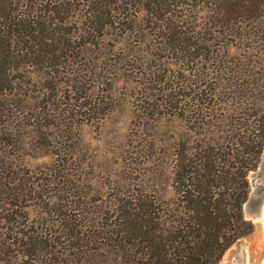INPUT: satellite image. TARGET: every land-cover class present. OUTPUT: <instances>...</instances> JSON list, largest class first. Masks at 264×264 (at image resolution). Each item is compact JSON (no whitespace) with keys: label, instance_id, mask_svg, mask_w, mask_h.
I'll return each instance as SVG.
<instances>
[{"label":"rangeland","instance_id":"374dc122","mask_svg":"<svg viewBox=\"0 0 264 264\" xmlns=\"http://www.w3.org/2000/svg\"><path fill=\"white\" fill-rule=\"evenodd\" d=\"M15 1L19 12L39 8L56 26L48 24L54 38L47 46L38 26L26 46L10 30L0 34L11 46L0 82V264H101L99 235L114 230L123 203L157 185L171 198L174 148L190 133L186 119L196 102H217L230 120L239 119L249 102L261 100L264 85L253 89L241 77L232 89L218 88L213 60L169 45L162 23L146 13L150 0H126L121 14L112 12L114 0H104L96 22L86 0H65L61 8L62 0H50L48 13L47 0ZM158 3L190 34L227 32L232 53L260 52L261 39L250 33L264 30V8L249 14L250 0L237 12L227 0ZM241 33L250 40L234 42L232 34ZM53 48L59 54L50 60ZM205 88L208 95L199 91ZM263 158L264 150L248 174V198ZM262 220L251 221L253 232L219 264H264ZM29 236L37 237L35 248L27 246Z\"/></svg>","mask_w":264,"mask_h":264},{"label":"trees","instance_id":"16d2710c","mask_svg":"<svg viewBox=\"0 0 264 264\" xmlns=\"http://www.w3.org/2000/svg\"><path fill=\"white\" fill-rule=\"evenodd\" d=\"M125 1L111 2L117 4L112 12L124 13ZM223 1L215 0L217 3ZM227 1L233 7L231 11L242 10V0ZM250 1L252 10L246 9L249 14L264 8V0ZM49 2L47 0L45 4V13H48ZM157 3L158 0H150L146 13L155 15L162 23L163 36L178 52L186 54L197 50L206 60H213L212 68L217 78L221 77L218 88L232 89L233 80L239 81L241 77L247 78L253 89L254 85H264L263 28L258 27L259 32L250 33L261 39L259 53H232L233 42L223 40L228 36L227 32L214 34V30L207 28L190 34L185 29L187 26H180L177 20L174 22L158 8L162 2L158 6ZM16 4L15 0H0V34L6 38V31L10 30V35L26 46L36 37L34 26H38L42 44L49 45L48 39L54 38L48 35L52 31L49 25H54V20L43 15L39 8L19 12ZM64 4L65 0L56 2L57 8ZM105 4L104 0H86L85 5L94 22L101 17L98 5L102 8ZM263 18L264 14H260L259 19ZM182 35L188 36L179 37ZM221 37L222 40H218ZM232 37L237 43L250 40L249 34L244 33L238 37L232 34ZM10 47L6 40L0 42V82ZM48 51H51L47 54L50 60L52 55L59 54L56 48ZM217 87L212 89V98L217 95ZM199 91L208 95L206 88ZM169 97L173 99L172 94L168 95L166 102ZM249 103L242 118L230 120L229 110L221 104L196 102L197 109L186 119L191 125L190 133L174 148L172 182L169 184L171 198H163L162 188L157 185L153 192L123 203L124 209L114 230L99 235L105 241L97 251L101 264H219L236 241L253 232V223L245 218L243 207L250 190L248 174L257 167L264 150V95L260 101L256 102L254 98ZM220 113L228 115L219 118L216 115ZM158 175H164V172L160 171ZM26 240L27 246L35 248L37 245V237L29 236Z\"/></svg>","mask_w":264,"mask_h":264},{"label":"water","instance_id":"95a60500","mask_svg":"<svg viewBox=\"0 0 264 264\" xmlns=\"http://www.w3.org/2000/svg\"><path fill=\"white\" fill-rule=\"evenodd\" d=\"M252 177L254 188L244 205L246 217L250 221L260 219L262 215V206L264 203V158L258 171Z\"/></svg>","mask_w":264,"mask_h":264},{"label":"bare ground","instance_id":"6f19581e","mask_svg":"<svg viewBox=\"0 0 264 264\" xmlns=\"http://www.w3.org/2000/svg\"><path fill=\"white\" fill-rule=\"evenodd\" d=\"M264 193V192H263ZM263 218V223H264V203H263V206H262V215H261V217H260V219H262ZM264 225V224H263Z\"/></svg>","mask_w":264,"mask_h":264}]
</instances>
